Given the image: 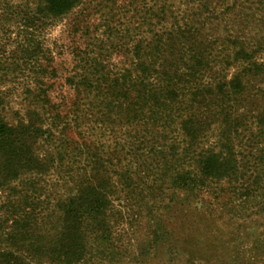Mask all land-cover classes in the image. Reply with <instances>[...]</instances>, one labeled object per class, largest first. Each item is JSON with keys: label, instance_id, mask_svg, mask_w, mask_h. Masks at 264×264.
Here are the masks:
<instances>
[{"label": "trees", "instance_id": "trees-1", "mask_svg": "<svg viewBox=\"0 0 264 264\" xmlns=\"http://www.w3.org/2000/svg\"><path fill=\"white\" fill-rule=\"evenodd\" d=\"M81 3L0 0V59L10 61L4 66L10 71L6 74L17 78L25 70L33 78L23 93L28 107L22 114L16 110L6 115L7 96H0V191L10 190L16 181L27 185L28 174L47 175L62 160L59 150L56 158L37 153L39 144L55 143L57 130L63 136L57 143L64 144L69 122L49 113L46 124L37 111L49 103L46 84L36 75L50 70L39 61L45 54L35 33ZM236 6L239 12H264V0H176L171 5L162 0L153 17L156 29L139 34L136 41L128 37L126 61L117 72L97 53L100 45L90 50L87 45L73 47V71L66 80L75 95L73 103L85 107L84 117L93 115L106 124L116 140L117 132L125 135L130 143L126 156L143 161L135 171L116 173L118 184L110 163L107 167L89 148L84 152L76 147V158L89 161L90 170L78 167L83 174L73 181L74 193L56 200L54 233L38 227L35 207L26 213L25 195L6 199L7 218H0V264H39L44 257L49 264H79L92 246L105 253L113 235L111 198L139 188L148 195L157 190L160 196L168 190L174 197L170 201L179 205L218 206L264 220V60L257 57L258 47L216 32L225 18H239ZM148 20L142 17L140 25H149ZM11 35V50L3 58ZM131 173L142 177L138 184Z\"/></svg>", "mask_w": 264, "mask_h": 264}, {"label": "rangeland", "instance_id": "rangeland-1", "mask_svg": "<svg viewBox=\"0 0 264 264\" xmlns=\"http://www.w3.org/2000/svg\"><path fill=\"white\" fill-rule=\"evenodd\" d=\"M161 1L82 0L79 7L35 33L42 53L45 54L43 60L40 58L39 61L50 70V73L36 75V79L46 84L45 95L50 106H40L37 111L47 119L46 124H49V113L60 115V121L67 117L69 127L64 136V144L57 143L63 137L57 130L53 140L55 143L37 146L40 157L42 154H53L56 158L55 152H62V160L56 163L57 168L40 177L28 174L27 185L22 180L16 181L10 190L0 191L1 219L7 218L4 212L6 199L11 202L25 195L28 198L26 213L35 207L33 216L42 232L51 234L55 229L58 230L56 200L74 193L73 181L83 174L78 171V167L86 169L87 173L90 170L89 161L84 157L80 160L76 158V147L82 148L84 152L89 148L90 153L99 155L104 165L107 163V167L110 163L116 171L113 181H118V184L120 178L116 177L117 174L128 168L131 172L139 168L142 158L133 157L129 160L126 156L130 149V143L124 141L127 137H120V132H114L118 136L116 140L107 125L101 124L98 118L93 115L84 117L85 107L73 103L75 95L66 80L73 71L72 51L76 45L82 49L87 45L88 50L100 45L101 50L95 49L97 53L100 51L105 55L109 70H120L126 61L123 48L128 37L136 41L139 34L156 29L153 17ZM165 2L171 5L176 0ZM180 8L183 9V6ZM239 9L236 6V13ZM238 16L237 19H233L232 15L225 18L217 25L216 32L221 37L236 36L250 47H258L261 51L257 57L264 60V12L249 8L239 12ZM142 17L149 19L150 24L141 26ZM10 31L11 34L15 33L11 28ZM13 38L14 35H11L3 50V58L11 50L10 42ZM115 45L117 49L113 51L111 48ZM4 60L0 59V96L1 93L7 96L4 101L9 111H6V115L16 110L22 114L28 107L23 93L26 87L32 85L33 78L25 70L17 78L13 74L7 75L10 71L4 66L9 65L10 61ZM74 105L79 106V109L76 110ZM118 156L121 158L116 159ZM130 176L132 182L138 184L141 176L132 173ZM156 191L148 195L139 188L134 191L136 193H128L126 196L116 192L111 198L114 216L109 219V223L113 235L108 250L104 253L102 248L97 251L92 246L79 264H264L262 216L247 218L245 214L234 215L218 206L200 208L195 203L179 205L170 201L174 197L168 190L162 191L161 196ZM34 199L36 203L32 204L31 200ZM154 231L158 238L153 235ZM40 261L39 264H49L45 257Z\"/></svg>", "mask_w": 264, "mask_h": 264}]
</instances>
